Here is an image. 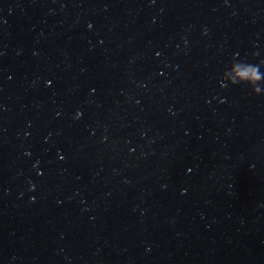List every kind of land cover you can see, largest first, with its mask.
<instances>
[{"label":"water","instance_id":"95a60500","mask_svg":"<svg viewBox=\"0 0 264 264\" xmlns=\"http://www.w3.org/2000/svg\"><path fill=\"white\" fill-rule=\"evenodd\" d=\"M234 60L264 0H0V264H264Z\"/></svg>","mask_w":264,"mask_h":264},{"label":"clouds","instance_id":"9594fccd","mask_svg":"<svg viewBox=\"0 0 264 264\" xmlns=\"http://www.w3.org/2000/svg\"><path fill=\"white\" fill-rule=\"evenodd\" d=\"M261 67H264V60L257 64L234 60L230 68L223 72V80L233 86L238 84L247 85L253 95L262 94L264 93V83H262L264 72L260 70ZM226 73H231L230 79H224Z\"/></svg>","mask_w":264,"mask_h":264}]
</instances>
